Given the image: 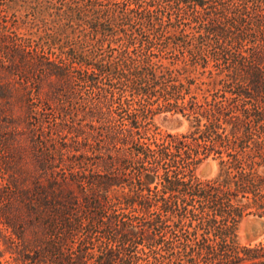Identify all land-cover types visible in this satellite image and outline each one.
<instances>
[{
	"label": "trees",
	"instance_id": "obj_1",
	"mask_svg": "<svg viewBox=\"0 0 264 264\" xmlns=\"http://www.w3.org/2000/svg\"><path fill=\"white\" fill-rule=\"evenodd\" d=\"M260 169L264 0H0V264H264Z\"/></svg>",
	"mask_w": 264,
	"mask_h": 264
},
{
	"label": "rangeland",
	"instance_id": "obj_2",
	"mask_svg": "<svg viewBox=\"0 0 264 264\" xmlns=\"http://www.w3.org/2000/svg\"><path fill=\"white\" fill-rule=\"evenodd\" d=\"M175 122V124H172ZM154 127L161 135H181L186 134L189 131V123L179 115L162 113L155 115L152 121ZM207 161V160H206ZM211 161V160H210ZM205 162V161H204ZM202 162L196 169V176L201 179L212 178L216 174V166L214 164V173L207 178L200 177L198 174L199 167L204 163ZM259 173H264V170L260 169ZM253 218H259L264 222V218L257 216L251 211V213L244 215L240 220L237 227V241L241 245H254L258 242L264 243V229L260 234L258 232L257 223L253 222Z\"/></svg>",
	"mask_w": 264,
	"mask_h": 264
},
{
	"label": "water",
	"instance_id": "obj_3",
	"mask_svg": "<svg viewBox=\"0 0 264 264\" xmlns=\"http://www.w3.org/2000/svg\"><path fill=\"white\" fill-rule=\"evenodd\" d=\"M175 124V122H172ZM214 173V164L212 161H205L198 170V174L200 177L207 178L210 177ZM253 222L257 223L258 232L261 234L264 229V222L259 218H253Z\"/></svg>",
	"mask_w": 264,
	"mask_h": 264
}]
</instances>
